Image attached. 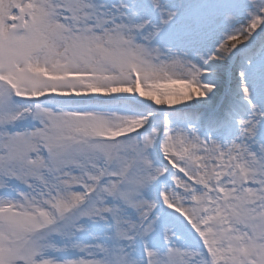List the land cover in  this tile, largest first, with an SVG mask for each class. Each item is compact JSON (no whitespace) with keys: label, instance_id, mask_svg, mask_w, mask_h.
<instances>
[{"label":"snow or ice","instance_id":"1","mask_svg":"<svg viewBox=\"0 0 264 264\" xmlns=\"http://www.w3.org/2000/svg\"><path fill=\"white\" fill-rule=\"evenodd\" d=\"M0 264H264V0H0Z\"/></svg>","mask_w":264,"mask_h":264}]
</instances>
